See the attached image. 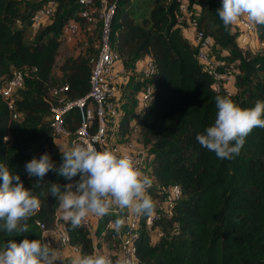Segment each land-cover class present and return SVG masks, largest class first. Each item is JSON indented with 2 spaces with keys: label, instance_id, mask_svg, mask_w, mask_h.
Wrapping results in <instances>:
<instances>
[{
  "label": "trees",
  "instance_id": "trees-1",
  "mask_svg": "<svg viewBox=\"0 0 264 264\" xmlns=\"http://www.w3.org/2000/svg\"><path fill=\"white\" fill-rule=\"evenodd\" d=\"M44 1L30 4L26 0H0V84L13 71L25 69L28 74L14 100L17 119L11 118L7 100L0 95V163L19 175L24 186L41 201L40 210L28 221L30 233L6 237L0 232V243L9 239L20 242L25 236L30 240L41 238L35 220L50 226L58 206L50 195V184L70 182L51 171L42 181L30 178L24 167L44 153L57 167L62 162L50 141V101L45 87L56 84L51 75L60 50V27L74 14L78 0H52L56 6L51 22L31 32L29 18ZM112 2L109 42L123 68L128 70L145 57H150L155 66V91L148 108L138 115L135 140L145 149L153 181L177 185L180 190L171 217L151 224L161 230L160 237L148 239L146 215H142L134 241L137 264H264V128H254L240 153L231 159H219L203 148L196 137L213 125L215 97L225 95L211 89L210 77L175 26L176 0H151L146 5L137 0ZM185 2L197 19V29L211 38L216 56L234 65V81L242 90V98L236 93L228 97L242 108L264 101V50L253 55L237 47L231 26L225 28L218 17L221 0ZM254 32L262 39L264 26H254ZM57 69L71 99L88 91L86 56L76 53L60 62ZM145 82L139 81L138 87L130 90V100ZM63 118L69 130L76 128L75 109ZM119 119L115 141L132 139L129 135L134 130L129 126L128 113L125 111ZM109 218L104 216L101 223ZM65 228L68 244L76 246L80 254H90L93 245L88 233L81 227L71 230L66 221ZM103 237L109 241L108 235Z\"/></svg>",
  "mask_w": 264,
  "mask_h": 264
},
{
  "label": "built area",
  "instance_id": "built-area-1",
  "mask_svg": "<svg viewBox=\"0 0 264 264\" xmlns=\"http://www.w3.org/2000/svg\"><path fill=\"white\" fill-rule=\"evenodd\" d=\"M77 3L74 14L60 27L59 47L75 46L81 51V34L85 37L96 36V51L94 55L87 57L89 87L82 97L71 99L67 95L68 85L65 82L46 85L45 94L50 101L48 118L50 132L66 140L68 148L78 143H91L100 151L111 149L122 155H131L138 161L141 170L150 176L149 172H146L147 158L144 147L134 139L117 142L113 138L118 119L124 113L118 109L121 96L117 88V78L121 61L109 42L110 22L114 10L113 2L112 0H78ZM176 3L175 26L180 30L191 31L188 40L189 45L193 50L195 60L210 77L211 89L225 96L232 95L235 75L233 63L218 58L216 53L212 52L211 38L197 29V19L185 0H176ZM55 6L56 4L52 0H45L31 14L29 18L31 32H35L51 22ZM231 30L235 34L237 45H244L255 37L254 26L250 25L246 18L231 25ZM80 51L78 53H81ZM218 55L221 56L219 53ZM30 71H33V68ZM139 73L142 77L140 81L146 82L136 96L134 93L137 99L138 115L148 108L149 101L155 91L152 82L155 66L150 57L141 60ZM27 75L25 69L16 70L0 84V95L7 100V108L12 119L18 117L14 111V100L17 91L23 88ZM71 109H75L78 114V124L72 131L67 128L63 118ZM137 119L138 116L133 122L129 119V126H132L133 130L136 128ZM134 132L135 130L132 133ZM2 139L7 140V136H3ZM147 193L155 201L156 209L154 214L145 216L144 229L146 233L154 230L153 239H156L161 236V230L158 227L152 228L151 224L158 221L164 222L171 217L172 207L180 197V190L177 185L165 186L153 181ZM109 216L110 218L104 224L101 223L102 218H97L94 215H90L83 222L81 228L88 233L93 245L90 254L97 253L96 245L93 243L95 236L100 238L106 234L109 236L110 244L115 247V251L108 254L113 259L114 264L121 258L127 259L129 264H137L134 241L139 235L142 215H134L128 210L121 213L119 209L113 208ZM121 217L125 219L126 223L120 233L117 234L113 230L112 224ZM35 224L40 230L41 238L46 239L51 246L53 239H56L60 245L70 248L78 255H90L80 254L76 246L68 244L65 221L62 218L59 204L54 210L53 221L50 226H46L39 220H35Z\"/></svg>",
  "mask_w": 264,
  "mask_h": 264
},
{
  "label": "clouds",
  "instance_id": "clouds-1",
  "mask_svg": "<svg viewBox=\"0 0 264 264\" xmlns=\"http://www.w3.org/2000/svg\"><path fill=\"white\" fill-rule=\"evenodd\" d=\"M217 14L225 28L243 18L250 25L264 26V0H222ZM217 113L212 126L198 134L199 144L215 153L219 159L238 155L246 137L254 128H264V101L254 107L242 108L228 96L215 97ZM62 162L59 167L48 153L33 157L25 164L28 177L42 181L51 171L70 181L64 185L50 184V195L59 204L64 221L71 230L82 226L90 216L103 218L113 208L134 215H152L156 203L147 190L153 179L146 175L131 155H122L111 149L97 150L91 143H78L67 149L60 146ZM74 177L78 179L73 180ZM41 208L38 197L24 186L19 175L0 163V232L6 237L30 233L29 219ZM124 218H117L113 230L119 234L125 226ZM61 257L46 239H28L20 242L9 239L0 243V264H57ZM72 264H114L110 255L97 252L77 255ZM116 264H129L121 258Z\"/></svg>",
  "mask_w": 264,
  "mask_h": 264
},
{
  "label": "rangeland",
  "instance_id": "rangeland-1",
  "mask_svg": "<svg viewBox=\"0 0 264 264\" xmlns=\"http://www.w3.org/2000/svg\"><path fill=\"white\" fill-rule=\"evenodd\" d=\"M26 1L28 3H30V4H32L34 2V0H26ZM150 1L151 0H137V2L139 4H142V5H146ZM183 35H184V38L186 40H189L191 34L189 32H184ZM29 39H30V37H29ZM87 47H89V46H87ZM237 47L240 50H246L247 49L253 55L259 54L260 52H262L264 50V37L262 39H259L255 35V37L253 39H251L250 42H248V43H246L244 45H237ZM79 51L80 50L78 48L76 49L75 46H71V47L63 46L58 51V54H57V56L55 58V64L53 66V72H52V76H51V79L53 80V82H55V83L62 82L61 81L62 80V76L60 75V73H59V71L57 69L58 64L60 62H62L64 59L72 57L74 54L78 53ZM212 52L215 53L213 50H212ZM89 56H90V54H86V57H89ZM135 78L138 79V81L141 80L142 77H141V75L139 73V70L138 71L135 70V72L133 73V75L130 78L129 82L126 83V85H125L126 87L122 86V88H124L123 89V92H124L123 93V95H124L123 99L124 100L120 103V105L118 107V109L121 112H125L126 111L128 113V115L130 117V120L132 122L134 120H136V118L138 116V105H137V99H136L135 96L137 95V92L140 90V89H137L135 91V96L133 97V99L132 100L129 99V92H130V90L133 89V85H135L133 83ZM232 89H233V94L236 93L237 97L242 98V90L237 89L235 81L232 84ZM50 141H51V144H52V146L54 148V153L57 154L58 160L62 161V157H61L59 146L62 149H67L68 148L67 141L64 140L63 138H61L59 136H56V135H53V134H50ZM146 164H147L146 165V170H147L146 172L148 173L150 167L148 166V163H146ZM153 232H154V230H151V231L147 232L149 240L153 239ZM52 247L57 249V251L59 252V255L61 257V260H62V262L58 261L57 264H72L73 258L78 255L77 253L73 252L70 248H68L66 246H63V245H60L59 242L56 239H53Z\"/></svg>",
  "mask_w": 264,
  "mask_h": 264
},
{
  "label": "crops",
  "instance_id": "crops-1",
  "mask_svg": "<svg viewBox=\"0 0 264 264\" xmlns=\"http://www.w3.org/2000/svg\"><path fill=\"white\" fill-rule=\"evenodd\" d=\"M180 32H181V35L183 37H184V35H183L184 32H189L191 34L190 30H180ZM96 42H97V38H96L95 35L94 36L85 37L84 35L81 34V54L84 55V56H86V54H90V56L94 55V53L96 51L95 50ZM87 46H89V47H87ZM140 65H141V60H137V61H135L132 64V66L128 70H125L123 68L122 64H120V67L118 69L119 71L117 70L118 71L117 88H118V90L120 92V96H121V101L120 102H122L124 100L123 99V96H124L123 95V93H124L123 89L124 88H122V86L126 87L125 86L126 83L129 82V80L132 77V75L135 72V70L136 71L139 70ZM138 82H139L138 79L135 78V80L133 82L135 85H133V88L134 87H138ZM129 137H132V139L135 140V134L134 133H130ZM113 138H114V135H113ZM119 140L120 141H118V142L123 141V139H121V138H119ZM93 243H95V245H96L97 252L104 253V254H112L115 251V247L110 244V242L108 241V239L106 237L98 238V236H95V238L93 240Z\"/></svg>",
  "mask_w": 264,
  "mask_h": 264
},
{
  "label": "water",
  "instance_id": "water-1",
  "mask_svg": "<svg viewBox=\"0 0 264 264\" xmlns=\"http://www.w3.org/2000/svg\"><path fill=\"white\" fill-rule=\"evenodd\" d=\"M118 120H120V119H118Z\"/></svg>",
  "mask_w": 264,
  "mask_h": 264
}]
</instances>
